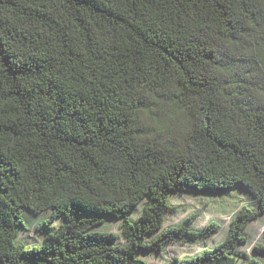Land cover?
I'll return each instance as SVG.
<instances>
[{
	"label": "trees",
	"instance_id": "1",
	"mask_svg": "<svg viewBox=\"0 0 264 264\" xmlns=\"http://www.w3.org/2000/svg\"><path fill=\"white\" fill-rule=\"evenodd\" d=\"M236 186L257 209L171 264H264L240 252L264 215V0H0V264H138L219 229L166 228L170 193ZM25 212L49 216L39 247Z\"/></svg>",
	"mask_w": 264,
	"mask_h": 264
},
{
	"label": "rangeland",
	"instance_id": "2",
	"mask_svg": "<svg viewBox=\"0 0 264 264\" xmlns=\"http://www.w3.org/2000/svg\"><path fill=\"white\" fill-rule=\"evenodd\" d=\"M240 186H236L231 191L224 194H212L201 192L175 191L169 194L168 203L178 207L176 215L167 217L165 227L175 226L184 219L193 218L192 226L195 230L204 229L210 222L216 223L219 229L210 239L193 242H177L169 244L165 251L139 252L137 260L141 264H171L173 258L194 257L202 251L211 249L220 243L227 235L229 224L232 218L243 206L251 210L257 209V202L254 197L241 191ZM149 204V200L144 198L134 208L130 210L129 219L135 222L141 214L143 208ZM48 215H34L30 212L24 213V229H20L16 243L24 245L26 248L39 247L44 243V229H35L37 224H41L48 219ZM90 215L84 214L82 218H89ZM120 221L110 217H104L103 222L95 231L113 232L120 236ZM51 227L57 229L63 224L62 219H56L50 223ZM244 234L248 237L249 244L241 245L240 252L251 256L252 247L256 243L264 242V215L260 216L249 224ZM121 241V237H120ZM138 263V264H139Z\"/></svg>",
	"mask_w": 264,
	"mask_h": 264
}]
</instances>
